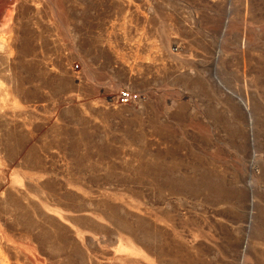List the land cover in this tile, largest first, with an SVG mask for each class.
Segmentation results:
<instances>
[{"label": "rangeland", "instance_id": "obj_1", "mask_svg": "<svg viewBox=\"0 0 264 264\" xmlns=\"http://www.w3.org/2000/svg\"><path fill=\"white\" fill-rule=\"evenodd\" d=\"M0 54V264H264V0H0Z\"/></svg>", "mask_w": 264, "mask_h": 264}, {"label": "built area", "instance_id": "obj_2", "mask_svg": "<svg viewBox=\"0 0 264 264\" xmlns=\"http://www.w3.org/2000/svg\"><path fill=\"white\" fill-rule=\"evenodd\" d=\"M75 67L77 68V66ZM138 98H139L138 94L126 89L118 92V94L115 97V101L117 103L125 104L128 102L138 100Z\"/></svg>", "mask_w": 264, "mask_h": 264}, {"label": "bare ground", "instance_id": "obj_3", "mask_svg": "<svg viewBox=\"0 0 264 264\" xmlns=\"http://www.w3.org/2000/svg\"><path fill=\"white\" fill-rule=\"evenodd\" d=\"M4 44V43H3ZM3 47H5V46H3ZM8 48V47H7ZM3 49H6V48H3ZM5 52V51H4ZM4 52H3V54H4ZM6 52H7V50H6ZM2 53V52H1ZM7 54V53H6ZM1 55V54H0ZM3 55H1V57H2ZM5 56V55H4ZM4 59V58H3ZM2 60V59H1ZM7 60V59H6ZM6 60H4L5 61V63H6ZM8 63V62H7ZM6 65H8V64H6ZM3 66V65H2ZM3 68V67H2ZM8 68V67H7ZM6 68V69H7ZM4 69V68H3ZM8 70H10V69H8ZM61 70V69H60ZM1 73V72H0ZM1 75V74H0ZM3 75V74H2ZM13 78V77H12ZM71 83V82H70ZM12 84V83H11ZM18 93V92H17ZM3 94V93H2ZM20 95V94H19ZM4 96V95H3ZM10 101V100H9ZM23 102V101H22ZM10 104V103H9ZM2 115V114H1ZM4 116V115H3ZM2 116V117H3ZM6 119V118H5ZM20 128V127H19ZM37 159V158H36ZM29 165V164H28Z\"/></svg>", "mask_w": 264, "mask_h": 264}]
</instances>
